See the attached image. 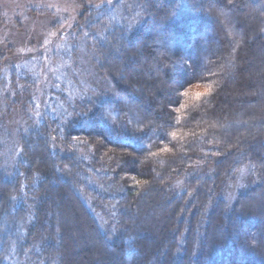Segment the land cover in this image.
<instances>
[{"label": "trees", "instance_id": "16d2710c", "mask_svg": "<svg viewBox=\"0 0 264 264\" xmlns=\"http://www.w3.org/2000/svg\"><path fill=\"white\" fill-rule=\"evenodd\" d=\"M125 4L128 25L102 6L75 28L106 93L74 123L44 115L0 170V264H76L82 230L85 264H264V7ZM10 86L14 106L31 89Z\"/></svg>", "mask_w": 264, "mask_h": 264}, {"label": "rangeland", "instance_id": "374dc122", "mask_svg": "<svg viewBox=\"0 0 264 264\" xmlns=\"http://www.w3.org/2000/svg\"><path fill=\"white\" fill-rule=\"evenodd\" d=\"M254 1L264 7V0ZM102 6L120 23L132 21L125 0H0V56L4 57L0 66V170L6 176L17 167L21 138L44 115L74 123L82 116L81 103L106 93L108 84L99 73L96 52L75 29L84 10ZM256 62L248 63V73ZM24 83L31 84L29 94L18 96V106H14L10 85L22 91ZM245 96L254 100L250 93ZM248 184V170L241 169L234 182L226 185L230 204ZM72 213L76 217L78 210L72 207ZM81 232H75L73 240L76 264H85V247L92 243L88 232ZM92 259L96 260L94 255Z\"/></svg>", "mask_w": 264, "mask_h": 264}]
</instances>
